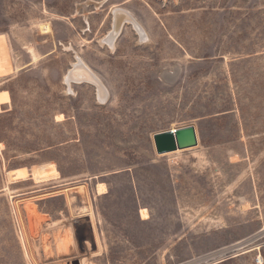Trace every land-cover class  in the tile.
Listing matches in <instances>:
<instances>
[{
    "label": "rangeland",
    "instance_id": "rangeland-1",
    "mask_svg": "<svg viewBox=\"0 0 264 264\" xmlns=\"http://www.w3.org/2000/svg\"><path fill=\"white\" fill-rule=\"evenodd\" d=\"M115 8L147 39L102 42ZM0 33V264H264V0H0Z\"/></svg>",
    "mask_w": 264,
    "mask_h": 264
},
{
    "label": "bare ground",
    "instance_id": "bare-ground-1",
    "mask_svg": "<svg viewBox=\"0 0 264 264\" xmlns=\"http://www.w3.org/2000/svg\"><path fill=\"white\" fill-rule=\"evenodd\" d=\"M174 1H176V0H174ZM112 16H113V25H112L111 32H109L107 38L104 39V41L102 40V42H105V40L110 42V40L115 38L119 32L121 25L124 22H131V24L135 27V29L138 31V33L141 34L142 37L145 36V40L147 39V36L144 34V31L141 28L142 26L137 24L136 22H134L132 16L127 11L120 9V8H115L113 10ZM38 27H39L40 32H45V31L49 30V26L45 25L43 23H40L38 25ZM107 44L110 45L111 43H107ZM13 70H14V67H13V63H12V59H11V55H10V49L8 46L6 36L4 33H0V78L3 76H6V75L8 76L11 72H13ZM64 82L67 85L70 82H73V83L90 82L97 89V92H98L97 93L98 94L97 99L99 101H103L106 97V90L103 87V85L92 74V72L87 68V66L79 60H76V62L72 64V68L69 69L68 72L66 73V76L64 78ZM96 189H97L98 194H103L106 191L103 183H98L96 186ZM76 191L83 197V199L85 201L87 200L88 193H87L86 189L81 190L79 188ZM78 210H79L80 216L90 215L92 218V211H91V209L87 203L85 206L83 205V207H80ZM139 215H140L141 219H143V220L149 218V212H148L147 208L140 207L139 208ZM92 224H93V221H92ZM70 236H69V234H66L64 237L60 238L61 244L59 245V247L63 246V249H64L67 246V244L70 242ZM96 243L98 246L99 241H97ZM86 262H87V260L80 259V264H86ZM70 264H72V263H70Z\"/></svg>",
    "mask_w": 264,
    "mask_h": 264
},
{
    "label": "water",
    "instance_id": "water-1",
    "mask_svg": "<svg viewBox=\"0 0 264 264\" xmlns=\"http://www.w3.org/2000/svg\"><path fill=\"white\" fill-rule=\"evenodd\" d=\"M155 150L158 154L172 152L197 144L195 128L187 125L153 134Z\"/></svg>",
    "mask_w": 264,
    "mask_h": 264
},
{
    "label": "flooded vegetation",
    "instance_id": "flooded-vegetation-1",
    "mask_svg": "<svg viewBox=\"0 0 264 264\" xmlns=\"http://www.w3.org/2000/svg\"><path fill=\"white\" fill-rule=\"evenodd\" d=\"M113 18V17H112ZM111 22H112V19H111ZM125 23V22H124ZM112 25V24H111ZM112 28V27H111ZM111 32V31H110Z\"/></svg>",
    "mask_w": 264,
    "mask_h": 264
}]
</instances>
